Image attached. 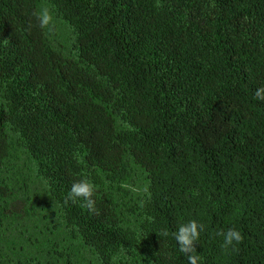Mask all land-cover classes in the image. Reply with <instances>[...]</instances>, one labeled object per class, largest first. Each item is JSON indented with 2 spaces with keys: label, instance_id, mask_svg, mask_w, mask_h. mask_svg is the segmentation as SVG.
Masks as SVG:
<instances>
[{
  "label": "trees",
  "instance_id": "1",
  "mask_svg": "<svg viewBox=\"0 0 264 264\" xmlns=\"http://www.w3.org/2000/svg\"><path fill=\"white\" fill-rule=\"evenodd\" d=\"M160 2L0 0V264H264V0Z\"/></svg>",
  "mask_w": 264,
  "mask_h": 264
},
{
  "label": "clouds",
  "instance_id": "2",
  "mask_svg": "<svg viewBox=\"0 0 264 264\" xmlns=\"http://www.w3.org/2000/svg\"><path fill=\"white\" fill-rule=\"evenodd\" d=\"M162 6L160 0H156L155 7L161 8ZM32 15L38 21L41 29L52 30L54 26V16L49 6H43L38 11H33ZM254 98L264 101V85L256 89ZM77 159L80 160V157L77 156ZM141 191L144 198L138 201V206L142 209L145 207L148 200L151 199V192L148 186H145ZM96 192L97 186L86 177L82 178L73 182L64 199V204L67 205L69 202L75 203L78 199H82V207L93 214L99 215V211L96 208V201L93 198ZM145 219L149 222H154L155 220V218L151 216H147ZM204 229L205 225L203 223H198L197 220L193 219L185 224L179 225V227L171 233L167 229H162L157 233V236L159 238H168L171 235L178 245V251L187 258L188 264H199L200 255L197 253L196 244ZM217 235L223 238L221 248L225 252L229 250L233 252L238 251V245L242 243L244 239L241 231L235 228H229L227 231L220 230L217 232ZM143 238L144 237H142V239ZM110 264H131V256L128 248H125L121 244L119 249L111 255ZM149 264H152V262L149 261Z\"/></svg>",
  "mask_w": 264,
  "mask_h": 264
}]
</instances>
